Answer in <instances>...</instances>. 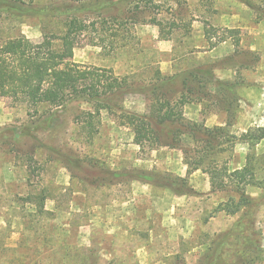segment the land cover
<instances>
[{
  "label": "rangeland",
  "instance_id": "374dc122",
  "mask_svg": "<svg viewBox=\"0 0 264 264\" xmlns=\"http://www.w3.org/2000/svg\"><path fill=\"white\" fill-rule=\"evenodd\" d=\"M10 1L34 12H0V43L41 42L74 13L84 23L72 62L111 70L134 90L169 80L127 93L123 111L98 114L85 102L55 108L0 97V264H264V140L252 148L241 140L264 124V0ZM155 96L191 127L169 126L181 145L135 144L125 118L147 113ZM213 127L227 131L202 138L200 128ZM218 148L223 189L211 187L204 166L187 165L188 152ZM245 166L253 180L241 196L220 169ZM135 170L181 177L193 193L132 181ZM42 189L51 223L22 217L29 209L20 198Z\"/></svg>",
  "mask_w": 264,
  "mask_h": 264
},
{
  "label": "trees",
  "instance_id": "16d2710c",
  "mask_svg": "<svg viewBox=\"0 0 264 264\" xmlns=\"http://www.w3.org/2000/svg\"><path fill=\"white\" fill-rule=\"evenodd\" d=\"M135 1L110 0V4L111 6L129 5ZM149 1L154 3L153 0ZM103 6V2H98L97 10ZM83 9L91 11L93 8L84 7ZM56 10H51L49 14L53 15ZM0 12L22 16L30 15L34 11L25 9L23 5L12 3L10 0H0ZM83 23L73 13L71 18L68 17V20L65 21V29L62 32L44 37L41 42L34 43L21 36L0 43V97H9L31 106L48 105L55 108H62L72 102H85L92 104L93 109L98 114L101 110L107 112L123 111L118 102L127 93L132 92V90L138 93L147 91L152 93L160 89L169 80V78L158 76L150 88L143 86L134 90V88L130 89L131 87L126 85V81L114 76L111 70L90 69L72 62L76 43L75 34L83 28ZM154 101L156 102L149 106L147 113H130L125 118L128 126L133 130L135 144L140 149L149 148L152 150L159 147L174 148L181 145L182 140L177 139L179 132H174V129L169 126L175 124L177 128L184 129L191 127L185 122L181 113L163 112V106L156 96ZM226 131L227 129L224 127L200 128V133L204 139H210L212 135ZM181 135L183 134L181 133ZM241 140L251 148L256 146L264 140V124L248 129L241 135ZM224 151L225 149L218 148L213 150L210 156L207 153L195 154L194 152L190 154L192 152L190 151L187 153V165H194L197 168L204 166L203 170L207 172L210 178L211 187L217 188L220 185V188L223 189L227 187V184L224 183V180H222V184H218V179L221 176L217 172L219 166L216 157ZM220 171H222L224 178L232 183L236 182V188L241 196L244 194L245 186L253 180V173L248 166L232 172H228L225 168H221ZM128 175L132 181H139L149 186L168 190L178 196L193 193L187 182L178 176L136 170L128 173ZM116 176L118 177V175ZM46 200L47 194L44 189L28 192L22 196L20 198L21 205L24 207L28 205L29 209L24 212L22 217L30 218V222L51 223L50 221L55 218L50 211L46 210ZM230 201H233V198ZM227 206L228 204L224 208L225 211L235 214L238 212L240 204L238 203V208L233 210ZM53 237L50 235L51 239ZM85 257L89 261L90 256L86 255ZM84 262L89 264V262ZM91 264L95 263L92 262Z\"/></svg>",
  "mask_w": 264,
  "mask_h": 264
}]
</instances>
